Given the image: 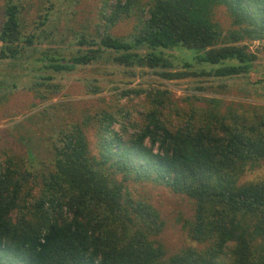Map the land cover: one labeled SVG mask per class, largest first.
Masks as SVG:
<instances>
[{"label": "trees", "instance_id": "1", "mask_svg": "<svg viewBox=\"0 0 264 264\" xmlns=\"http://www.w3.org/2000/svg\"><path fill=\"white\" fill-rule=\"evenodd\" d=\"M109 2L104 27L80 34L76 54L67 58L63 39L39 33L50 12L28 32L23 5L4 0L0 64L33 59L40 69L61 73L107 61L150 69L166 80L227 79L247 76L264 50V0H149L130 37L109 28L130 16L138 0ZM220 8L231 20L228 30L215 19ZM250 42L260 43L256 52ZM183 48L198 50L193 59L205 68L175 71L172 53ZM36 79L29 90H53L54 77ZM134 92L144 93L124 94ZM210 102L197 119L173 126L163 116L165 99L155 98L157 106L131 136L113 128L118 115L107 111L53 127L47 138L51 157L38 169L6 153L0 162V264H264V179L241 183L264 164V106L224 113L218 99ZM91 125L97 129L95 149L86 132ZM129 181L164 184L194 201L189 237L208 247L167 257L158 240L165 221L134 196Z\"/></svg>", "mask_w": 264, "mask_h": 264}, {"label": "rangeland", "instance_id": "2", "mask_svg": "<svg viewBox=\"0 0 264 264\" xmlns=\"http://www.w3.org/2000/svg\"><path fill=\"white\" fill-rule=\"evenodd\" d=\"M104 1L18 0L23 5L22 18L28 32H34L42 17L50 12V22L38 28L39 33L63 39L67 58L76 54L74 42L80 34L95 35L99 27H104V13H110L104 12ZM148 2L138 0L130 16L110 26V33L121 37L136 33L140 26L141 9ZM109 3L115 5L117 0H110ZM3 6L4 0H0V26ZM215 19L224 29L232 28L225 9H218ZM249 45L252 52L260 47L258 42H250ZM172 54L175 71L194 72L206 66L195 63L193 58L200 54L198 50L183 48ZM258 55V61L247 76L227 79L189 77L166 80L150 69L132 70L107 61L61 73L40 69L33 59L20 62L15 67L8 63L0 64V162L8 153L25 159L29 169H38L41 161L51 157L47 138L53 127L67 128L83 122L87 115L102 111L117 114L119 123H115L113 128L124 130L126 135L131 136L144 124L146 114L157 106L155 98L165 99L163 116L173 126L186 122L191 116L197 119L213 105L211 99L219 100L224 113L231 109L242 111L264 106V50ZM40 74L54 77L50 82L53 90L45 87L37 95L29 87ZM94 86L99 87L101 92L91 93L90 89ZM126 90L144 93L125 95ZM151 93L156 95L155 98L149 95ZM43 95H48L46 100ZM121 123L124 125L122 129ZM86 132L92 149H95L97 129L91 125ZM118 178L122 180L121 176ZM263 179L264 164L245 173L241 183ZM127 185L137 199L147 201L161 213L165 227L158 240L164 245L167 257L187 248L203 250L208 247V244L196 243L189 237L186 223L195 213L194 201L189 197L152 181H129Z\"/></svg>", "mask_w": 264, "mask_h": 264}]
</instances>
